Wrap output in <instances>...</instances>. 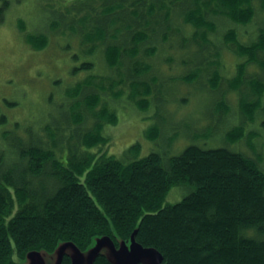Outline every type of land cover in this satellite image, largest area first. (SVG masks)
<instances>
[{
    "label": "trees",
    "instance_id": "trees-1",
    "mask_svg": "<svg viewBox=\"0 0 264 264\" xmlns=\"http://www.w3.org/2000/svg\"><path fill=\"white\" fill-rule=\"evenodd\" d=\"M253 2L116 1L115 6L122 9L120 19L117 17L120 30L101 37L95 34L96 41L103 47L110 41L104 53L112 67L128 61L126 76L133 88H148L152 85L149 81L155 80L149 77L152 67L135 59L140 45L159 35L166 41L173 36L184 38L181 49L196 42L201 46L194 56L200 54L201 58L186 56L183 63L203 71L206 62L210 66L217 61L208 59L220 55L216 51L210 56L205 51L216 45L210 37L220 28L214 17L228 18L229 25H251L257 14ZM112 5L104 6L103 12ZM260 7L264 9V0ZM176 19L193 26L190 37L180 33ZM258 27L247 44L239 41L232 28L224 36L226 43L236 44L239 55L247 57L239 67L241 79L248 63L264 71V27ZM28 39L36 48L45 47L48 41L41 34H31ZM145 48L153 54L157 47ZM195 76L193 72L186 77ZM251 82L264 94L262 80ZM150 90L152 93L153 88ZM145 92L149 95L147 89ZM159 93L161 100V90ZM94 99H88L91 108L98 103ZM144 102L148 104L145 98ZM98 117L101 121L86 131L81 129L82 118L75 117L77 125L67 133L66 142L65 134L54 124L46 127L50 142L33 125L24 130L16 123L1 131L0 264H17L32 250L52 252L61 241L86 249L97 236L108 235L119 246L121 240L130 241L135 231L136 240L156 248L164 264H264V167L256 159L228 146L205 148L198 144L167 157L156 151L138 157L140 147L134 144L124 152L125 158L118 157L102 151L108 142L104 125L116 120L106 113ZM8 121L6 115L0 118L2 123ZM228 134L231 142H237L245 132L236 127ZM176 186L189 192L180 201L167 203ZM62 264H72L69 255ZM94 264L112 263L100 254Z\"/></svg>",
    "mask_w": 264,
    "mask_h": 264
},
{
    "label": "rangeland",
    "instance_id": "rangeland-1",
    "mask_svg": "<svg viewBox=\"0 0 264 264\" xmlns=\"http://www.w3.org/2000/svg\"><path fill=\"white\" fill-rule=\"evenodd\" d=\"M116 1L121 0H0V118L6 115L9 119L0 122V133L16 123L24 130L33 125L50 142L46 127L52 124L60 127L66 142L67 133L77 125L75 117L82 118L81 129L86 131L101 121L99 114L106 113L116 120L104 125L108 142L102 151L109 154L125 158L124 152L134 144L140 147L138 157L152 151L166 157L176 155L191 144L205 148L228 146L243 151L264 167V94L251 82H264V71L248 63L242 79L238 77L240 64L247 57L239 55L236 44L226 43L224 37L232 28L240 42H251L258 26L264 27L260 0L253 2L257 14L251 25H229L228 18L214 17L220 28L210 37L216 45L205 51L210 56L216 51L220 55L208 59L217 61L210 66L206 62L203 71L183 63L186 56L191 60L201 58L200 54L194 56V50L201 46L196 42L181 49L184 38L173 36L166 41L159 35L140 45L135 59L152 67L149 77L155 82L148 80L152 93L149 86L133 88L129 83L127 60L124 65L109 64L104 48L110 41L104 47L96 41L97 36L120 30L117 17L119 20L122 9L115 6ZM109 4H113L112 9L103 12ZM112 20L116 21L109 25ZM175 23H179L180 33L191 36L193 26H184L181 19ZM31 34L47 36L46 46L34 47L28 39ZM152 45L157 48L150 54L145 47ZM193 72L195 78L188 79L186 76ZM146 89L149 95H145ZM91 96L98 102L95 108L88 104ZM236 127H242L245 135L231 142L228 133ZM21 133L25 134L22 129ZM188 192V188L176 186L166 202L180 201ZM102 239L97 236L90 247L81 250L61 241L54 251L27 255L17 264H57L63 249L72 253L77 264H89V257L98 247L121 264H133L136 259L142 264H161L153 250L134 249L132 240L114 250Z\"/></svg>",
    "mask_w": 264,
    "mask_h": 264
},
{
    "label": "water",
    "instance_id": "water-1",
    "mask_svg": "<svg viewBox=\"0 0 264 264\" xmlns=\"http://www.w3.org/2000/svg\"><path fill=\"white\" fill-rule=\"evenodd\" d=\"M135 235H136V231L132 234V237H131V240H132V242H133V248H134V249L136 248V249L143 250L144 252H151V250H153V252H155V253L159 256V259H160L161 264H164V263H163L164 258H163V256H162V254H161L156 248H154V247H145V246H143L142 244H140V243L136 240ZM102 241H103V243H105V242L108 241V242L110 243V245L114 248V250H115V248L118 247V246L114 243V240H113L110 236H108V235L103 236ZM68 243H71L72 245H74L75 248H77L78 250H81V248H79L74 242H72V241H68ZM125 243H126V241L121 240L119 246H122V245L124 246ZM64 245H65V244H64ZM38 252H42V253H38ZM46 253H47V251H45V250H41V251H40V250H34V251H30V252H28L27 255L38 254V255L40 256V255H42V254H43V255H46ZM100 254L105 255V256L109 259V261H110L112 264H121V263L117 262L114 258L110 257L107 253L101 251L100 247L96 248V250H95V251L91 254V256L89 257V264H94V263H95V259H96ZM65 255H69V256H70V258H71V260H72V264H77V263L74 261V259H73L72 253H70V252L67 251L66 249H63V250L61 251L60 256H59V259H58V263H57V264H62V260H63V258H64ZM32 264H36V263H32ZM125 264H128V263H125ZM133 264H142V262H141V260L136 259V260H134Z\"/></svg>",
    "mask_w": 264,
    "mask_h": 264
},
{
    "label": "bare ground",
    "instance_id": "bare-ground-1",
    "mask_svg": "<svg viewBox=\"0 0 264 264\" xmlns=\"http://www.w3.org/2000/svg\"><path fill=\"white\" fill-rule=\"evenodd\" d=\"M32 251H34V250H32Z\"/></svg>",
    "mask_w": 264,
    "mask_h": 264
}]
</instances>
